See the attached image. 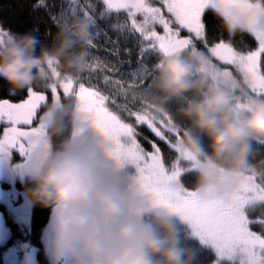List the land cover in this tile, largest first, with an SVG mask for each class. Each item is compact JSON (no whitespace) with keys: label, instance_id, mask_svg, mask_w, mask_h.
<instances>
[{"label":"clouds","instance_id":"obj_1","mask_svg":"<svg viewBox=\"0 0 264 264\" xmlns=\"http://www.w3.org/2000/svg\"><path fill=\"white\" fill-rule=\"evenodd\" d=\"M257 3L209 0L208 7L230 38L247 34L260 44L264 7ZM89 38L83 18L61 24L47 46L31 31L0 35V80L15 95L43 86L53 70L76 76ZM144 102L183 122L172 147L187 158L198 199L223 200L245 176L264 179L257 150L264 145V97L212 80L199 50L163 56ZM60 119L14 165L26 202L49 210L42 243L53 264H195L184 221L141 189L90 121Z\"/></svg>","mask_w":264,"mask_h":264},{"label":"snow or ice","instance_id":"obj_2","mask_svg":"<svg viewBox=\"0 0 264 264\" xmlns=\"http://www.w3.org/2000/svg\"><path fill=\"white\" fill-rule=\"evenodd\" d=\"M99 3L102 8L97 13L92 0H64L59 14L48 9V15L58 27L72 18L85 19L90 30L87 48H96L103 36L105 43L113 45L110 51L118 56L119 36L112 40L98 23L115 14L117 21L109 25L113 31L125 41L128 34L139 36L136 67L121 73L119 79L103 75L102 88L99 83H92V73L98 68L109 72L120 69L101 64L87 51L76 76L53 70L43 84L44 90L28 89L27 98L20 103L0 100V124L5 125L0 138V158L10 159L14 149L23 158L27 146L46 138L49 125L58 117L61 124L68 119L88 120L111 143L115 158L135 172L141 189L155 203L178 215L193 239L203 249L211 250L215 257L212 264H264V179L257 182L255 176H245L223 200L198 199L185 186L194 181L187 170V158L172 147L183 122L173 119L169 111H154L144 102L148 80L156 65L150 68L147 58L186 50L200 51L212 80L227 83L233 90L243 87L248 95L264 97L261 60L264 43L252 50L247 46L236 48L229 36L226 41L217 30L218 25L209 26L202 19L206 10H210L209 0H99ZM257 6L264 7V0H258ZM33 7L47 9L46 0H37ZM122 12L126 14L123 20L119 19ZM157 26L163 34L157 31ZM185 30L187 35L182 36ZM33 31L38 33V27ZM10 32L0 26V35ZM125 52L131 55L130 49ZM85 71L88 86L82 82L81 73ZM41 108L47 110L39 115ZM37 117L38 126L27 130L20 127L33 125ZM171 128L177 131H169ZM145 130L151 138L144 134ZM141 139L150 145V151L143 147ZM254 226L261 231H254ZM195 251L197 255L200 250Z\"/></svg>","mask_w":264,"mask_h":264},{"label":"trees","instance_id":"obj_3","mask_svg":"<svg viewBox=\"0 0 264 264\" xmlns=\"http://www.w3.org/2000/svg\"><path fill=\"white\" fill-rule=\"evenodd\" d=\"M63 2L64 0H46L47 9L45 7L34 9L33 6L37 3V0H0V26H2L5 30H10L12 33H24L31 31L39 38L42 45L47 46L51 43L53 36L58 30V26L55 25L49 18L48 9L55 14H59ZM92 2L96 5V11L98 13L101 10L102 5L99 3V0H92ZM125 18L126 14L123 12L120 13L119 19L123 20ZM202 19L209 26L214 23L218 25L217 30L223 34V37L227 41V31L223 28L221 21L214 16L211 10H206V14L202 17ZM116 21L117 16L113 14L106 20H99L98 23L102 29L108 32V35L112 40H117L119 36L120 51L118 56L113 55L112 51H110L113 45L105 43L103 36L99 38L96 48L88 49L86 46V50L89 52L90 56L96 57L101 64L107 63L109 65H115L120 69L119 72H109L107 69L98 68L92 73V83H99L102 88L103 75H109L114 79H119L121 73H127L136 67L138 52L137 41L139 40V36L128 34L127 40L125 41L123 36H120L119 33L113 31L109 27V25L115 23ZM36 27L39 29L38 33L33 31ZM157 31L163 34L162 28L159 26H157ZM186 35L187 32L185 30L182 32V36ZM232 43L238 49L247 46L248 48L254 50L258 45V43L247 34L243 36L237 35L234 39H232ZM198 47H200L199 44ZM125 49H130L131 55L127 54ZM161 58L162 56L153 54L147 58L146 63L150 68H152ZM261 60L262 63H264V56L261 57ZM129 61L131 63H129ZM213 61L218 63L214 58ZM81 75L84 77L82 82L88 86V72L85 71L84 73H81ZM42 87L43 86H37L34 90H43ZM105 90L107 91V89ZM2 98H10L11 100L16 99V101L20 102L27 98V90H21L15 95H12L8 91V86L0 80V99ZM144 134L150 136L146 130L144 131ZM61 138V136L57 135L52 136L51 140L54 144H56L59 143ZM140 142L146 150H151L150 145L142 139ZM164 151L167 159V150L164 149ZM258 158H264V145H259ZM182 182H184L183 179ZM257 182H259V179H257ZM193 183L194 181L185 183V186L193 187ZM34 209L35 211H32L31 221H29V223H31V227L29 226L26 230L17 231L15 233L17 254L14 264H19L20 260L24 262L23 264H52L42 243V233L49 217V210L40 207H34ZM253 230L258 232L261 231L259 227L255 226L253 227ZM189 243L194 249L200 250L196 256L195 264H212L215 257L211 250L203 249L199 245V242L194 239L190 240Z\"/></svg>","mask_w":264,"mask_h":264},{"label":"flooded vegetation","instance_id":"obj_4","mask_svg":"<svg viewBox=\"0 0 264 264\" xmlns=\"http://www.w3.org/2000/svg\"><path fill=\"white\" fill-rule=\"evenodd\" d=\"M4 99H7L11 103L22 102L16 101V99L11 100L10 98H2L0 100ZM36 126L37 125H21L20 127L27 130V127ZM4 127L5 125L0 124V138H2ZM22 159L23 158L15 149L10 159L0 158V212H2L6 220V225L9 226L12 231L11 238L4 246H0V264H14L16 261L17 246L15 245V233L17 231H24L30 226L31 223H29V221H31L32 211H35L34 207L30 206L21 195L26 185L21 183L19 173L14 167V165ZM8 247L12 248L13 252V255L8 256L9 261H7V257L4 259L3 256H1L2 253L5 255L3 251Z\"/></svg>","mask_w":264,"mask_h":264},{"label":"water","instance_id":"obj_5","mask_svg":"<svg viewBox=\"0 0 264 264\" xmlns=\"http://www.w3.org/2000/svg\"><path fill=\"white\" fill-rule=\"evenodd\" d=\"M11 236L12 231L10 230L9 226L6 225V220L2 212H0V246H4Z\"/></svg>","mask_w":264,"mask_h":264},{"label":"rangeland","instance_id":"obj_6","mask_svg":"<svg viewBox=\"0 0 264 264\" xmlns=\"http://www.w3.org/2000/svg\"><path fill=\"white\" fill-rule=\"evenodd\" d=\"M258 46V45H257ZM255 50V49H254ZM43 88V87H42ZM44 90V89H43ZM51 102V98H50V94H49V103ZM47 109L46 108H41L39 110V115H42L44 111H46ZM33 125H37L38 126V117L37 119L34 121ZM187 187V186H186ZM189 190H191L193 187H188ZM49 221V219H48ZM48 221L46 223V225L48 224ZM45 229V228H44ZM12 247V246H11ZM3 252H5V255L2 253L1 256H3V258L5 259L7 257V261H9V255H13V252H12V248H6ZM48 255V254H47ZM48 257L50 258V256L48 255ZM51 260V258H50ZM13 261V259H12ZM8 263V262H7ZM13 263V262H12ZM24 262H22V260L19 261V264H23ZM27 263V262H26ZM51 263L53 264L52 260H51Z\"/></svg>","mask_w":264,"mask_h":264}]
</instances>
